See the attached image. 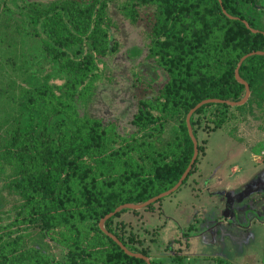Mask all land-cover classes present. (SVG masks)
Segmentation results:
<instances>
[{
  "label": "trees",
  "instance_id": "trees-1",
  "mask_svg": "<svg viewBox=\"0 0 264 264\" xmlns=\"http://www.w3.org/2000/svg\"><path fill=\"white\" fill-rule=\"evenodd\" d=\"M17 1L0 0V99L9 106L0 135V173L7 171L6 181L19 196L14 217L0 216V264H147L126 254L98 222L118 205L143 202L177 182L193 153L185 122L191 107L206 98L237 101L244 95L234 69L242 55L264 51V20L251 12L258 1L127 0L122 13L133 22L139 6L154 7L146 58L166 76L155 95L137 99L134 129L127 134L114 122L79 112L96 77L95 56L111 48L106 0L20 6ZM17 19L30 23L38 39L30 59L12 30ZM19 55L26 59L20 65ZM239 75L250 89L244 104L208 103L191 115L199 154V127L207 133L222 129L264 103V55L247 57ZM169 119H178L175 133L159 146ZM129 210L106 219L104 228L129 250L152 257L149 247L125 233L119 217ZM35 227L64 248L62 257L29 243L27 231Z\"/></svg>",
  "mask_w": 264,
  "mask_h": 264
},
{
  "label": "rangeland",
  "instance_id": "rangeland-1",
  "mask_svg": "<svg viewBox=\"0 0 264 264\" xmlns=\"http://www.w3.org/2000/svg\"><path fill=\"white\" fill-rule=\"evenodd\" d=\"M257 1L252 15L264 20V0ZM126 2L106 0L111 48L95 56L96 77L79 106L80 113L114 122L120 134L134 129L131 119L137 99L151 98L166 80L162 69L151 66L146 58L148 19L154 7L139 6L133 22L122 13ZM9 5L13 12L18 10L11 2ZM12 22L14 35L21 40L19 49L30 59L38 52V39L25 19ZM22 57L18 56V65L25 62ZM8 110L7 102L0 99V135ZM177 124L178 119L166 121L159 146L172 138ZM197 137L204 149L198 153L194 172L152 208L121 213L125 233L140 239L149 247L150 258L161 264H264V103L253 105L222 129L207 133L199 127ZM6 173H0V216L5 221L16 214L19 199L7 183ZM27 235L30 244L44 246L50 256L62 257L64 248L41 237L37 227Z\"/></svg>",
  "mask_w": 264,
  "mask_h": 264
},
{
  "label": "water",
  "instance_id": "water-1",
  "mask_svg": "<svg viewBox=\"0 0 264 264\" xmlns=\"http://www.w3.org/2000/svg\"><path fill=\"white\" fill-rule=\"evenodd\" d=\"M219 3L221 4V0H218ZM223 13H225L226 15H228L225 10L222 8ZM229 17H231L230 15H228ZM244 24L246 25V27H248L252 32H258L259 30L254 29V28H250V26L248 25V23L246 21H243ZM264 33V31H262ZM111 47V39L109 41V48ZM252 55H264V51L261 50H256V51H250L244 55H242L238 62L237 65L234 69V77L235 79L239 82L242 83L244 85V95L237 101H232V100H226V99H219V98H206L203 99L201 101H199L198 103H196L193 107H191L188 112L186 113L185 116V122H186V127H187V132L188 135L192 141L193 144V153L191 156V159L187 165V167L185 168V170L183 171V173L181 174V176L179 177V179L177 180V182L170 187L169 189L162 191L160 193H158L157 195H154L150 198H148L147 200L140 202V203H132V202H128V203H122L120 205H118L117 207H115L112 211H110L109 213L105 214L98 222V226L99 228L106 234L108 235L110 238H112L119 246L120 248L128 255L130 256H134V257H138V258H142L146 261L147 264H151L150 261V257L145 256L141 253L138 252H133L131 250H129L114 234H112L111 232H109L108 230H106L104 228V221L106 219H108L109 217L113 216L115 213L119 212L122 209H132V210H138V209H142L144 207H146L147 205L156 202L158 199L171 194L172 192H174L175 190L178 189V187L182 184L183 180L186 178V176L188 175V172L190 171L193 163L195 162V159L198 156V142L196 137L193 134L192 131V127L190 124V117L191 115L201 106L208 104V103H225L228 104L230 106H236V105H242L244 104L250 94V89H249V85L248 83L243 80L240 75H239V67L241 65V63L249 56Z\"/></svg>",
  "mask_w": 264,
  "mask_h": 264
},
{
  "label": "crops",
  "instance_id": "crops-1",
  "mask_svg": "<svg viewBox=\"0 0 264 264\" xmlns=\"http://www.w3.org/2000/svg\"><path fill=\"white\" fill-rule=\"evenodd\" d=\"M197 179V178H196ZM204 182H205V180H204Z\"/></svg>",
  "mask_w": 264,
  "mask_h": 264
}]
</instances>
